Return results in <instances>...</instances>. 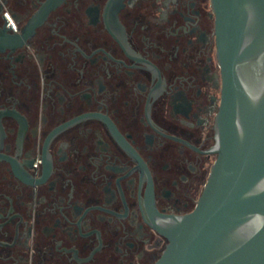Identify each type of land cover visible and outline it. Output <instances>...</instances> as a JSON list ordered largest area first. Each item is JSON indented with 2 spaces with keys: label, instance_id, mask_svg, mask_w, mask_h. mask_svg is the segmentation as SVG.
Masks as SVG:
<instances>
[{
  "label": "flooded vegetation",
  "instance_id": "af4514ba",
  "mask_svg": "<svg viewBox=\"0 0 264 264\" xmlns=\"http://www.w3.org/2000/svg\"><path fill=\"white\" fill-rule=\"evenodd\" d=\"M211 0H0V264H154L216 159Z\"/></svg>",
  "mask_w": 264,
  "mask_h": 264
},
{
  "label": "water",
  "instance_id": "95a60500",
  "mask_svg": "<svg viewBox=\"0 0 264 264\" xmlns=\"http://www.w3.org/2000/svg\"><path fill=\"white\" fill-rule=\"evenodd\" d=\"M222 77L216 159L194 209L158 215L154 264H264V0H211Z\"/></svg>",
  "mask_w": 264,
  "mask_h": 264
}]
</instances>
